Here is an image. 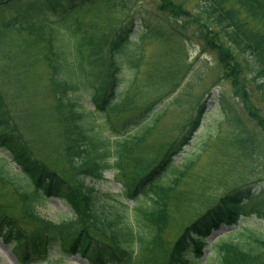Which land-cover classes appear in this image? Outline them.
I'll use <instances>...</instances> for the list:
<instances>
[{"label":"trees","instance_id":"obj_1","mask_svg":"<svg viewBox=\"0 0 264 264\" xmlns=\"http://www.w3.org/2000/svg\"><path fill=\"white\" fill-rule=\"evenodd\" d=\"M113 1L0 0L11 14L6 28L26 30L38 42L46 38L57 115L69 139L66 152L76 172L67 179L35 154L11 119L0 92V186L10 185L20 198L24 216L36 222L35 228L27 231L0 200V238L12 243L22 264H49L54 256L62 260L74 255L82 257L85 264H198L207 245L213 253L212 260L206 257L207 264H264L263 227L240 219L243 211L249 210L257 220H264L262 184L223 195L166 247L169 198L195 162L192 158L182 167L175 166L174 158L187 140L168 150L162 160L142 163L133 151L152 123L115 139L103 136L93 126L95 113L120 105L118 70L125 60L137 67L141 51L140 46L131 45L133 21L105 32L96 19L87 20L88 8ZM199 1L203 16L214 21L229 43L248 50L245 68L259 77L264 71V34L242 26L235 10L223 0ZM235 2L252 18L264 22V0ZM86 61L103 75L96 78L87 71ZM232 66L234 69L235 64ZM157 103L144 109V117L135 125L150 118ZM129 159L132 170L127 168ZM110 169H114L119 190L100 191L86 181L102 180ZM141 190L145 198L135 200ZM49 196L61 197L69 205L71 215L67 219L57 222L40 215L38 206ZM134 200L128 205L127 201ZM127 209L133 215L128 216ZM222 225L234 227L209 242L207 237ZM163 250L167 252L162 254Z\"/></svg>","mask_w":264,"mask_h":264},{"label":"rangeland","instance_id":"obj_2","mask_svg":"<svg viewBox=\"0 0 264 264\" xmlns=\"http://www.w3.org/2000/svg\"><path fill=\"white\" fill-rule=\"evenodd\" d=\"M223 1L235 10L242 26L264 34L262 20L252 18L235 0ZM202 5L199 0H115L85 11L87 20L96 19L105 32L133 21L131 45L141 49L137 67L125 60L118 70L120 105L95 113L93 126L115 139L149 122L152 126L135 145L134 157L142 163L157 162L187 140L174 158L175 166L195 160L169 198L166 247L223 195L261 184L264 195V71L259 77L247 71L248 50L230 44L214 21L203 16ZM10 16L7 6L0 5V92L6 108L35 154L65 178H72L76 172L71 169L66 152L69 139L57 115L46 38L38 42L26 30L6 28ZM86 65L96 78L103 75L94 64L86 61ZM156 102L150 118L135 125L144 117V109ZM127 165L132 170L130 159ZM86 181L100 191L120 188L114 169L104 172L102 180ZM140 192L135 200L145 198V191ZM0 200L22 227L35 228L36 222L24 216L20 198L10 185L0 186ZM135 200L127 201L128 205ZM38 210L57 222L71 215L69 205L56 196L46 198ZM125 212L133 215L130 209ZM240 219L251 225L258 222L264 229V220H257L249 210ZM233 227L222 225L207 237L209 242ZM209 247L198 264H207V256L213 259ZM64 258L54 256L49 264H83L77 255ZM0 264H22L12 243L1 238Z\"/></svg>","mask_w":264,"mask_h":264}]
</instances>
